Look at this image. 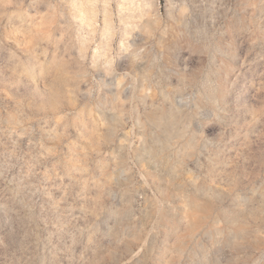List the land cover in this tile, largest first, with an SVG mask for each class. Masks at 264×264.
Wrapping results in <instances>:
<instances>
[{
  "label": "clouds",
  "instance_id": "9594fccd",
  "mask_svg": "<svg viewBox=\"0 0 264 264\" xmlns=\"http://www.w3.org/2000/svg\"><path fill=\"white\" fill-rule=\"evenodd\" d=\"M0 264H264V0H0Z\"/></svg>",
  "mask_w": 264,
  "mask_h": 264
}]
</instances>
